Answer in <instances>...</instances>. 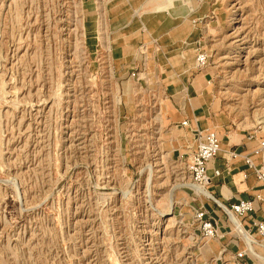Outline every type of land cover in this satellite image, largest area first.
Instances as JSON below:
<instances>
[{"label":"rangeland","instance_id":"rangeland-1","mask_svg":"<svg viewBox=\"0 0 264 264\" xmlns=\"http://www.w3.org/2000/svg\"><path fill=\"white\" fill-rule=\"evenodd\" d=\"M132 3L119 16L106 0H0V264H264L255 227L238 219L249 243L219 202L218 235L202 236L212 200L187 170L200 131L264 132V0ZM159 20L193 32L176 51L150 41L188 66L167 89L114 49L127 36L144 62ZM129 21L138 33L118 34Z\"/></svg>","mask_w":264,"mask_h":264},{"label":"crops","instance_id":"crops-1","mask_svg":"<svg viewBox=\"0 0 264 264\" xmlns=\"http://www.w3.org/2000/svg\"><path fill=\"white\" fill-rule=\"evenodd\" d=\"M135 0H106V3H109L108 12L107 13H118L119 16H123V13H136V8L139 9V5H135ZM129 6V7H128ZM143 13H160L157 10L154 11H146ZM151 14H149L150 16ZM126 16H129L126 14ZM133 16H131L132 18ZM144 17V16H143ZM142 17V18H143ZM145 23L149 20L147 18L148 15L144 17ZM131 20V19H130ZM162 20H159L156 26H149L146 28L147 36L146 38L148 41L146 42L148 45V49L146 52V60L143 62L142 55H139L137 52V49H134V47L130 46V41L126 37H118V43L114 46V49H118L122 52L121 56H123V59H127V55L132 52V58L127 66V73L128 76L132 71L140 70L143 71V65L145 66V70H148L150 72L151 80L157 79V77H160L163 84L166 86L169 82H180L183 81V74L186 72V68L188 66L183 65V62L176 61L174 59H170L169 63L163 64L160 62V60L157 59L156 51H150L149 49L152 48L151 40L155 41L157 43H161L163 46V50H166L168 48L169 50L176 49L177 46H180L183 43L184 39H187L190 34L193 32L189 27L184 26H174L170 29L165 28V24H162ZM149 23V22H148ZM119 25V24H117ZM126 27L127 30L122 31L123 28ZM123 28H119L117 31L120 35H126V32L129 34H137L138 31L135 30L137 26H135V23L133 21H129L128 24H126ZM160 29H163V33L158 34ZM114 31V33L116 32ZM141 32V31H140ZM184 35H187L185 38ZM122 38V39H121ZM176 51V50H175ZM170 54L172 51H169ZM165 54V53H164ZM179 62V63H178ZM186 66V67H185ZM158 73H156V72ZM164 73L163 75H160V73ZM176 72H179L181 78L175 79L174 76L177 75ZM178 77V76H177ZM194 81H201L202 77L200 75H196L195 78H193ZM143 83V82H142ZM170 88V86H169ZM165 89V91H166ZM182 90H180L181 92ZM172 92V91H171ZM174 93H172L173 97H178L181 95L179 91H176V89L173 90ZM167 94V93H166ZM183 97V96H182ZM188 118L187 115H185V111H183V114L181 116H176L177 122H183L185 119ZM213 131V130H212ZM218 134L222 153L218 155L216 159L211 161L209 163L208 167V175L211 179V183L208 186L210 188V193L213 195L214 198H218V202L223 205H230L232 203L238 202L239 200H247V199H253L256 195L262 194L264 195V186L257 181L255 175L248 170L245 163L240 159L232 160L229 158L228 154L226 153L229 150H238L239 152L248 153L250 154L254 161L257 164H260L263 159L264 155L257 154L256 150L258 149V140H249L245 137V135H241L240 133H234L231 134V137L229 138V141H226L223 139L218 131H215ZM247 144V148L242 150L241 144ZM228 162V164H226ZM227 166H232L233 170L237 171V173L233 176L227 173ZM219 172V174H217ZM221 182H224V185H220ZM212 201L209 205L212 207L211 211H208L209 216L213 217V219H219L221 215H219L218 212L214 210ZM216 203V202H215ZM218 204V203H217ZM264 219V202H256V210L248 215L246 218L243 219V223L246 227L249 229H252L253 222L255 220H262Z\"/></svg>","mask_w":264,"mask_h":264},{"label":"built area","instance_id":"built-area-1","mask_svg":"<svg viewBox=\"0 0 264 264\" xmlns=\"http://www.w3.org/2000/svg\"><path fill=\"white\" fill-rule=\"evenodd\" d=\"M206 55L199 53L197 63L199 67L206 64ZM183 126L187 125L186 121L182 122ZM250 140V139H249ZM257 154L264 155V132L258 140ZM241 149L247 148V144H241ZM221 143L218 134L212 130L200 131L198 141L190 154L187 164V170L194 185L204 186L211 181L208 175L209 163L216 159L222 152ZM230 159H240L256 177L257 181L264 186V159L260 164H257L253 157L248 153L239 152L238 150H229L226 152ZM219 174V172H217ZM256 202H264V195L258 194L253 199L239 200L227 206V211L224 212L229 217L235 215L239 220H243L248 215L256 210ZM222 208V207H221ZM196 219L200 224L201 234L204 238L211 239L218 235L217 223L213 217L209 216L207 210L198 209L196 211ZM253 226L257 230L258 235L264 244V219L255 220ZM245 253H238L235 264H244Z\"/></svg>","mask_w":264,"mask_h":264},{"label":"bare ground","instance_id":"bare-ground-1","mask_svg":"<svg viewBox=\"0 0 264 264\" xmlns=\"http://www.w3.org/2000/svg\"><path fill=\"white\" fill-rule=\"evenodd\" d=\"M210 183L211 181L208 183V185H204V186H199L194 184L192 185L194 186L196 191H198L201 195L205 197V199L207 198L208 200H212L218 203L217 199L214 198L213 195L210 193V188L208 187ZM190 187L192 186L190 185ZM222 208L224 209V211L225 210L227 211V207H225L224 205H222ZM231 221L234 224V226L237 228V230L243 235L244 239H246L250 243L252 241V238L248 236V234L244 230V227L241 224V222L238 220V218L235 215H231Z\"/></svg>","mask_w":264,"mask_h":264}]
</instances>
